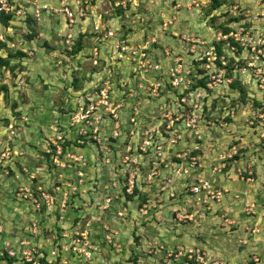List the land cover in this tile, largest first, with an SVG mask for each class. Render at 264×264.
Masks as SVG:
<instances>
[{
  "label": "rangeland",
  "instance_id": "rangeland-1",
  "mask_svg": "<svg viewBox=\"0 0 264 264\" xmlns=\"http://www.w3.org/2000/svg\"><path fill=\"white\" fill-rule=\"evenodd\" d=\"M30 1L46 8L34 16L23 1V20L0 21L1 37L24 48L0 51L12 67H0V245L16 251L1 249L0 264H24L22 251L48 253V264H264V80L247 65L264 72V56L237 51L231 82L199 97L195 128L180 119L174 142L164 133L155 137L159 149L141 148L145 128L163 122L158 106L169 100L159 89L155 98L150 83L161 79L170 91L158 73L163 62L183 56V37L200 33L175 31L176 17L202 14L204 40L231 29L233 17L244 19L247 40L258 32L264 38V11L255 25L245 8L236 16L227 8L244 0H225L227 10L212 15L208 0L197 7L192 0H82L94 25L100 13L116 28L109 48L92 39L100 50L94 63L87 38L81 54L69 52L64 38L77 30L63 21L60 0ZM125 44L143 53L118 57ZM109 49L113 73L101 59ZM92 81L110 88L114 114L99 107L84 116L93 94L83 89ZM202 176L222 189L218 200L190 193Z\"/></svg>",
  "mask_w": 264,
  "mask_h": 264
},
{
  "label": "built area",
  "instance_id": "built-area-1",
  "mask_svg": "<svg viewBox=\"0 0 264 264\" xmlns=\"http://www.w3.org/2000/svg\"><path fill=\"white\" fill-rule=\"evenodd\" d=\"M28 1L30 4V13L34 16H38L40 9H45L46 5L40 6L37 4L36 1H30V0H0V16L3 14L10 15L11 17L13 15H17L18 18H21L22 20L25 18L26 10L22 7V2ZM193 4L198 6L199 3H203L205 1L201 0H192ZM210 0L206 1V4H210ZM87 1H79L74 0L70 2L69 0H60V6L58 11H60L63 15L65 24H67L68 27L72 28L75 24H78L84 22L88 18L85 16V12L88 9V4H86ZM256 5H260L261 8L263 2L256 1ZM225 4L221 5L219 8H224L221 12H225L227 9L225 8ZM245 8L244 11H247L244 16H247L248 22H251V24H257L256 22L259 21L260 18H258V14H263L262 11H264L262 8L261 10L249 14V9L247 7H244L241 2H236L234 4H228V10L233 14L232 16H236L238 14L239 8ZM264 15V14H263ZM99 23L98 25L93 24V31H96L97 33L102 31L103 38L107 37H115L116 33L113 30L106 29V24L103 22V20L100 19V13L97 14ZM245 21L243 20H236L231 25V29H229L227 32H224L223 30H216V36L215 39L211 40H204L201 39L199 36L194 35V37H183L185 39V46L186 50H184V55H178L175 56L170 62L164 72H158L162 74L163 77L165 75V81L169 84V89L166 88V86H163V82L160 80H157V83L152 85L153 89L151 88L153 94L157 98L158 92L157 90H160V93L163 94V92H168L167 98L169 99L165 103L158 106V111L160 114L161 119L163 122L161 124L158 123V125L150 126L148 125L145 128V136L143 137V140L141 141V148L146 149L152 146L153 144H156V148H160V144L158 143L156 138H161L164 133L167 134L166 140L168 142V138L171 142H174L171 134L173 135L174 132H176L175 127L177 123L185 122L186 126L191 128H195V122L196 119L201 115L203 111L202 107V101L203 97L199 98L202 94L204 95L205 92H212L215 91L218 87H221L222 85H227L231 82V76H228L225 74V68L224 65H226L227 61L225 60L224 52L219 57L217 56L216 51V42H223V50H226L225 53L228 54L229 57L233 59L232 63L234 64V67L236 68V63L238 62V57L240 59L241 55L238 52H247L250 54H253L255 58L253 60H263L264 56V49L263 47H260L261 43H264V38L261 37V33L258 32L256 35H252L251 38L245 39L243 38L245 30ZM249 24V23H247ZM77 36L74 35V30L72 32L67 33L66 37L64 38L65 42L68 44V49H71V46L69 44H73V41L75 40ZM226 45V47L224 46ZM129 45H120L117 47L118 49V57H121L123 52H126L130 57L136 58L138 57L137 54L141 55L143 52L134 51L133 48H129L130 50L126 49ZM92 55L96 59L99 49L94 46L92 48ZM238 51V52H237ZM116 53V52H115ZM120 55V56H119ZM238 57H237V56ZM252 57V56H250ZM188 58V60L185 59ZM217 61H220V64L222 68L218 67ZM248 66H252L253 72L256 74L257 77H263L261 80H264V72L260 69H255L251 63H247ZM157 70V65L155 66ZM201 68V72L198 71V68ZM264 68V67H263ZM105 69L111 70V73H113V69L110 65H107ZM244 69V68H243ZM159 74V75H160ZM202 79L204 81V84H198V80ZM94 83H92V89L94 93L92 95V98L87 97V100H89L91 103L86 108V114L92 112V110H97L99 107L104 108L105 110H108V112L115 113L116 107L114 106V103L109 101L110 97V88H100L95 87ZM96 88V92L95 89ZM163 91V92H162ZM95 98L98 100L93 104V99ZM88 96V95H87ZM198 104L201 105V108L197 110ZM191 105H194L196 108L193 111H189L191 108ZM187 110L186 113L184 111ZM172 131V132H171ZM4 153L1 154L3 156ZM231 156V154L229 155ZM192 164H194L196 161L194 157L192 156ZM190 193L197 196L195 197L196 200H202L201 198L203 195H205L203 202H209L213 200H218L223 194L222 189H219L218 187H215L213 183L210 181L209 177L202 176L201 178H198L197 181H194L190 184L189 187ZM200 193H203V195H199ZM42 196L44 198L45 194L42 193ZM46 198V197H45ZM264 205V201H263ZM79 244V242H78ZM82 246H85L86 242H80ZM84 244V245H83ZM3 249L4 252H10L11 254L15 255V247L11 244L1 245L0 250ZM35 252V250H33ZM78 251L81 252V254L86 255V259H89V252L86 251L84 248L78 249ZM55 256H58V253L54 252L52 253ZM32 255V256H31ZM43 255V253L36 258L33 257V254H31L30 251H22V257L25 262H30L31 264H39V258ZM47 256L48 253H47ZM64 259H60L59 264H62L61 262Z\"/></svg>",
  "mask_w": 264,
  "mask_h": 264
},
{
  "label": "crops",
  "instance_id": "crops-1",
  "mask_svg": "<svg viewBox=\"0 0 264 264\" xmlns=\"http://www.w3.org/2000/svg\"><path fill=\"white\" fill-rule=\"evenodd\" d=\"M253 1H259V0H244L243 2H242V4H243V6L244 7H247V6H249L250 8H252L253 10H252V12H250L249 11V14L251 13H255L256 11H258L257 9V5H256V3L255 2H253ZM251 2V3H250ZM257 8V9H256ZM187 10V9H186ZM188 11V14L187 13H184V12H182L181 13V15H178L177 17H176V21H179V24H176L175 26H174V30L175 31H180V30H183V29H185V28H188V29H190V31H192V30H195L196 32H198V31H200V33L199 34H193V35H197V36H202L203 34L201 33V31L203 30V27L201 26H198L197 24H203L204 23V21L203 20H201L200 18L202 17V14L201 15H198V13H193L191 10L189 11V10H187ZM216 12V11H215ZM193 15V16H192ZM63 17V16H62ZM204 19V18H203ZM109 20H111V19H109ZM187 20V22L185 23V21ZM63 21H64V18H63ZM86 21L87 20H85L84 22H82V23H80V25L78 24V21H77V24H75L72 28H74V29H76L77 30V35L78 34H80V32L81 33H83V37L82 38H87L88 40H89V43H92V39H93V41L95 40V38L94 37H88V35L87 34H85L84 32H86L87 31V28L86 27H88V26H86L85 24H86ZM111 23V22H110ZM111 24H113V23H111ZM208 28V27H207ZM208 30L210 31V28H208ZM187 31H189V30H187ZM116 33V32H115ZM205 33V32H204ZM115 37H116V35H115ZM115 39H106L104 42H106L107 43V45H108V48H109V46H111V43L114 41ZM123 40H125V39H123ZM96 41V40H95ZM100 40H97V43L99 42ZM128 41V40H127ZM6 42V43H5ZM0 51L2 50V48H5V47H9V48H13V49H18V50H21V51H24V48L23 47H21V46H19V45H17V43H14V42H9V41H5L4 40V38H2L1 37V35H0ZM92 45H93V43L92 44H90V46H88V47H90V49H91V47H92ZM98 45V44H97ZM84 46H83V48L80 50V52L78 53V55L79 54H81L82 52H83V50H84ZM177 48V47H176ZM110 50V53H109V59L107 58V57H105V56H102L101 57V59H103V61H104V63L106 64L105 66H107V65H110L111 67H112V62H114V61H112V52H111V49H109ZM19 52V51H18ZM98 54H100V50H99V53ZM105 54H107V50L105 49ZM114 55H115V53H113ZM77 55V56H78ZM0 56L1 57H5V55H3V54H0ZM90 56V55H89ZM90 59H92L93 61H94V63L97 61V59H95V58H93L92 56H90L89 57ZM113 59H114V56H113ZM171 59H172V57H169L168 59H167V61H165V62H163L164 64H167V63H169L170 61H171ZM115 61H117V62H120L119 60H117V59H114ZM162 60V59H161ZM114 68V67H113ZM92 70H93V68H92ZM94 80V79H93ZM93 82H95V81H92V83ZM92 87V86H91ZM96 89V88H95ZM84 90V89H83ZM92 88L91 89H87V95L90 93V92H92ZM94 93V92H93ZM1 244V243H0ZM1 246V245H0Z\"/></svg>",
  "mask_w": 264,
  "mask_h": 264
},
{
  "label": "trees",
  "instance_id": "trees-1",
  "mask_svg": "<svg viewBox=\"0 0 264 264\" xmlns=\"http://www.w3.org/2000/svg\"><path fill=\"white\" fill-rule=\"evenodd\" d=\"M210 8L209 10L211 11V15L213 14V10L219 8L222 3L226 2L225 0H210ZM93 17V16H92ZM92 17H88L87 21H86V27L87 31L84 32L85 34H87L89 37H94L95 40H106V39H115V37H107V38H103L102 35V31L97 33L96 31H93V23H92ZM214 19V17H212ZM10 19V15H1L0 16V21L3 22L4 24ZM238 18L233 17L232 20H237ZM106 24V29H110L113 30L114 32H116V28L109 22V19L107 18L105 21H103ZM230 28L229 27H224L222 30L224 32H227ZM78 39H76V41L73 42V44L71 45V49L69 50V52L71 54H78L80 52V50L83 48V33L80 32V34L77 35ZM76 36V37H77ZM127 41V40H126ZM128 42V41H127ZM1 44V43H0ZM216 51H217V56L219 57L221 54H223L224 51L223 50V42H216ZM93 46V45H92ZM96 47L99 49V46L96 45ZM92 48V47H91ZM20 54V52H18ZM99 55V54H98ZM225 55V60L227 61L226 65H224L225 70L227 69L228 72L225 71V74H227L228 76L231 75V69L229 71V65L230 62L232 61L231 57H227L226 53H224ZM90 56L93 57L92 53L90 54ZM94 58V57H93ZM97 59V57H96ZM100 59V58H99ZM217 65L218 67L222 68L220 61H217ZM0 67H9V59L8 58H3L0 56ZM10 69H12V67H9ZM231 68V67H230ZM198 84H204V81L202 79L198 80ZM234 85V83L231 84V86ZM260 108L261 111L264 112V104H260ZM2 256V255H1ZM59 256H56L55 260L59 261ZM48 262H52V261H48L47 259V253H43V255L39 258V264H48ZM24 264H31L30 262H24Z\"/></svg>",
  "mask_w": 264,
  "mask_h": 264
},
{
  "label": "clouds",
  "instance_id": "clouds-1",
  "mask_svg": "<svg viewBox=\"0 0 264 264\" xmlns=\"http://www.w3.org/2000/svg\"><path fill=\"white\" fill-rule=\"evenodd\" d=\"M242 4V3H241ZM218 9V8H217ZM217 9H214L213 11L215 12V11H217ZM214 14V13H213ZM126 41V40H125ZM24 52V51H23ZM175 56H172V59H171V61L170 62H172V60H173V58H174ZM116 59V58H115ZM185 59V58H184ZM117 60H119V59H117ZM186 60V59H185ZM169 62V63H170ZM161 63H162V61L160 62V66H161ZM169 63H167V64H165V68H164V70L162 71V72H164L165 71V69H166V67H167V65L169 64ZM161 75V74H160ZM166 82V81H165ZM97 88V87H96ZM95 89V88H94ZM84 91L86 92L85 93V95H87V88H85L84 89ZM95 91H96V89H95ZM91 93H93V91L91 92Z\"/></svg>",
  "mask_w": 264,
  "mask_h": 264
}]
</instances>
